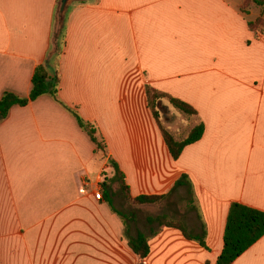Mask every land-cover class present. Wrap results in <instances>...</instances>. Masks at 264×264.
Listing matches in <instances>:
<instances>
[{
    "label": "crops",
    "instance_id": "0c3cea01",
    "mask_svg": "<svg viewBox=\"0 0 264 264\" xmlns=\"http://www.w3.org/2000/svg\"><path fill=\"white\" fill-rule=\"evenodd\" d=\"M242 3L87 0L68 7L58 25L57 97L94 127L106 153H96L48 95L9 110L0 122V264H139L127 246L137 233L149 236L144 264H216L230 205L264 213V26L249 29L262 8L243 14ZM58 5L0 0V100L29 96L35 68L56 51ZM147 87L195 110L182 117L175 139L204 127L177 160L149 110ZM160 109L178 116L164 101ZM110 160L132 198L167 196L157 216L182 198L177 216L188 234L204 235L205 247L174 228L146 234L133 217L111 211L103 189L97 201L96 188L113 177ZM182 176L189 188H175ZM233 264H264V236Z\"/></svg>",
    "mask_w": 264,
    "mask_h": 264
},
{
    "label": "trees",
    "instance_id": "16d2710c",
    "mask_svg": "<svg viewBox=\"0 0 264 264\" xmlns=\"http://www.w3.org/2000/svg\"><path fill=\"white\" fill-rule=\"evenodd\" d=\"M252 6H259L262 8L259 18L254 22H249L248 27L253 32H258L264 26V3L258 2L257 0H243L240 11L243 14L247 13V10ZM57 28L54 34V41H57L56 51L50 59L46 60L43 64L37 66L31 79V91L27 98H19L10 93H5L0 100V122L4 120L9 110L14 107H25L29 103L34 102L38 98L48 95L54 99L60 106L65 108L75 118L79 128L86 133L90 141L95 146V152L104 155L106 153V145L104 141L96 135L94 127L84 122L77 112L65 107L57 97L58 86L60 78L57 69V58L61 54L63 43V34L59 29L58 15ZM146 96L148 101L149 110L155 120L168 152L173 160H177L182 154L183 150L199 141L204 133V127L202 124L194 127L187 137L183 140L175 139L172 134L164 129L159 122L161 103L166 102L173 110L177 113L191 118L196 116L195 110L187 105L186 103L174 99L168 95L155 91L154 89L147 87ZM109 166L113 171V177L105 179L102 183L103 196L111 208V211L118 216L123 215L118 212L111 201V190L109 188L114 183L120 184V189L125 193L126 199L133 205H156L161 201H164L167 196H140L132 198L128 187L124 183V176L119 170L116 163L112 160L109 161ZM109 185V186H108ZM189 188V182L186 176H182L181 179L176 183L175 188L178 187ZM148 224H157L159 228H174L179 230L185 239L197 242L200 246L205 247L204 235L193 236L188 234L185 229L178 224L168 222L166 216H157L155 218L147 219ZM264 236V213L237 203L230 205L224 234H223V248L220 256L217 258L216 264H233V262L242 255L246 250L253 246L261 237ZM127 246L139 259V264H144L149 254V236L142 233H137L133 238H129Z\"/></svg>",
    "mask_w": 264,
    "mask_h": 264
},
{
    "label": "rangeland",
    "instance_id": "374dc122",
    "mask_svg": "<svg viewBox=\"0 0 264 264\" xmlns=\"http://www.w3.org/2000/svg\"><path fill=\"white\" fill-rule=\"evenodd\" d=\"M160 110L162 111V113H161V111H159V113H160L159 122L162 125V127L164 129L168 130L172 135H173V133L178 134V132L180 134H183L184 131L180 130V126L182 125L181 124L182 117H185V116L178 113V116H177L178 118H177L175 115L165 114L163 109H160ZM169 125L170 126L173 125L172 127H173L174 132L169 130ZM119 187H120L119 183L118 184L114 183L112 186L110 184V186H109V188L112 192L111 199L114 201L113 202L114 208L124 215H128L129 217L130 216L133 217V219L137 223L138 229L145 232L146 234H150L151 231L156 230L158 228V225L153 224L152 226H148L146 224V219L148 217H155L160 213L159 208L161 210V206L163 205V203H162L163 201H161L160 203H158L156 205L136 206V205L131 204L126 199L125 193L123 191H121V189ZM101 193H102V186H101ZM170 201L175 202V207L170 209L172 212H169L167 215H164V216H166V219L168 222H172L174 224H178V225H181L183 227V223L177 215L182 213L184 202H183L182 198L179 199L176 196H174Z\"/></svg>",
    "mask_w": 264,
    "mask_h": 264
},
{
    "label": "water",
    "instance_id": "95a60500",
    "mask_svg": "<svg viewBox=\"0 0 264 264\" xmlns=\"http://www.w3.org/2000/svg\"><path fill=\"white\" fill-rule=\"evenodd\" d=\"M83 1H87V0H59V5L57 7V15H59L60 19H62L66 12L68 7L74 3V2H83ZM258 2L264 3V0H257ZM57 28V20L55 22V26H54V34Z\"/></svg>",
    "mask_w": 264,
    "mask_h": 264
},
{
    "label": "built area",
    "instance_id": "2783aa9c",
    "mask_svg": "<svg viewBox=\"0 0 264 264\" xmlns=\"http://www.w3.org/2000/svg\"><path fill=\"white\" fill-rule=\"evenodd\" d=\"M94 198L97 201H101L103 199L102 193H101V187L96 188V191L94 192Z\"/></svg>",
    "mask_w": 264,
    "mask_h": 264
}]
</instances>
